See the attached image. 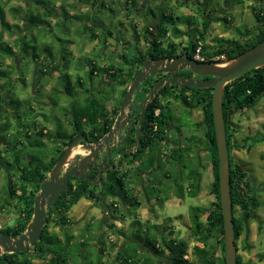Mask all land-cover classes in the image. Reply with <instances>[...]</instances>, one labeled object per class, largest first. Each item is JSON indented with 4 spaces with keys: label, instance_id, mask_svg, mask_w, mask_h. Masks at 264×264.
I'll list each match as a JSON object with an SVG mask.
<instances>
[{
    "label": "trees",
    "instance_id": "1",
    "mask_svg": "<svg viewBox=\"0 0 264 264\" xmlns=\"http://www.w3.org/2000/svg\"><path fill=\"white\" fill-rule=\"evenodd\" d=\"M19 4L8 6L7 0H0V24L6 30L15 31L21 30V27L18 24H12L8 21L7 18V7L11 15L17 19L23 21L24 32H19V36L16 40L15 45L9 43V41L4 39V32L0 33V137L5 138L8 136V131L12 128L27 129L30 127L29 123H26L27 120L23 119V116L27 113H30L28 109L24 112H21L14 106V101L12 100L13 93H9L12 85L16 81H21L24 85L23 88L27 85V82L24 78V72L21 70V65H17L16 56L21 55V57L32 55V57L37 61H41L42 52L45 50L50 56L55 57L52 52L54 46H56L59 41L62 40L60 35H57L54 29L64 27L67 32L68 24L65 22L70 21L71 18L79 19L81 22H87L93 17L90 13H84L82 15H70L69 9L66 5V0H61V3L58 4V0H17ZM125 0L124 4L133 3L135 8L139 5V0ZM184 1V0H183ZM187 2V0H185ZM78 3L83 5H88L89 7L107 8L111 13H115L113 7H108L103 0H76L74 4L70 6L75 7ZM147 5V0L142 2L140 7H137L140 10V14L145 20L144 30L147 34L152 35L154 38L148 40L149 48L146 52H142L139 47H132V50H129L130 53L122 54L121 56V65H115L114 63L105 65L104 67H97L93 65L90 74V79L92 80L94 76L101 73L104 77V80L107 81L105 87L98 88L96 92H91L87 102L79 108L73 116L71 122L72 130L69 129L63 130L60 129L63 124L59 123L60 128L56 131H45L47 126H36V132L40 134L43 139L47 137L50 141H55V150L52 156L48 159L47 163L41 164H28L26 166H21L18 164L19 159L13 155L11 142L7 138V152L11 153V157H5L2 155L0 147V161L4 167L5 173V183L4 194L0 196V211L2 210H12L17 215V220L14 225H7L0 228V235L7 234H16L20 235L26 231L28 223L31 221L34 212V199L36 194L40 190L41 182L48 177V174L52 167L57 163L65 151V147L71 140L77 135V132L86 133L85 129H93L97 132L96 136H102L104 133H107L114 122L115 115L119 111L120 104L122 102L123 96L127 91V83L132 75L135 73H129L126 76L128 69L132 70L130 65L137 64L139 65L143 59L146 58V55L151 56L155 59L159 57H175L187 55L194 57V54L200 45L201 39L195 38L189 40V44L185 45L181 50L179 49V43L171 41V32L173 35H179L182 31L179 26H175L173 30L168 26L170 23L175 22H184V16L174 17L168 10H160V13L155 7H149L145 10ZM141 7L143 12L141 13ZM252 12L257 20V30L256 33L241 40L239 38H226V37H216V44L205 46L202 42V54L205 56V62H221L224 60H230L237 57L241 53L255 46L259 41L264 39V5L263 0L259 2H254L250 5ZM137 9V10H138ZM138 10V11H139ZM131 12V11H130ZM209 13V7L204 9L203 7L199 8V15L205 16ZM159 16V20L155 23L149 21L151 17ZM193 16V15H190ZM52 18H55L57 22L55 25L52 24ZM223 19L228 21L227 16H224ZM94 25L84 23L78 25L76 28V33L81 37H85L89 33L88 38L91 40L97 39L99 42H104V46L107 45L108 36H112L113 32L109 30L107 37L100 38V35L97 33L95 27H102L98 21ZM209 20L204 17L203 24L206 26ZM104 25V24H102ZM56 26V27H55ZM105 26V25H104ZM158 29L157 34L154 30ZM36 30L35 34L31 32ZM106 32V30H103ZM104 32V33H105ZM103 33V34H104ZM47 34L51 36V42L47 43L40 47L42 40L47 38ZM118 38V37H117ZM203 39V33L201 37ZM67 42H70L68 40ZM46 43V42H45ZM56 44V45H55ZM127 44V43H125ZM129 45V44H128ZM15 46L18 47L16 51ZM40 47V48H39ZM104 47V48H105ZM131 48V49H132ZM211 49L207 51L206 49ZM130 49V47L128 48ZM40 50V52H39ZM132 51V52H131ZM179 52V53H178ZM130 54V55H128ZM224 55L223 58L216 59L217 56ZM12 59V63H6L7 59ZM111 63V62H110ZM6 66V68L4 67ZM45 63L39 65V68L36 72L37 78L43 73ZM52 67L51 65H49ZM56 65L53 67L55 69ZM18 68V69H17ZM20 69V70H19ZM19 71H21L19 73ZM187 76L192 74L191 70H186ZM15 75V77H14ZM18 75V77H16ZM182 76V74H181ZM66 81H68L69 86L65 87L66 92L73 96L77 92L80 93L83 88H85V82L78 81L80 84V89L77 90L75 86L71 83V77L69 73L60 75ZM40 80V79H39ZM77 82V81H76ZM154 82L152 79L144 81L143 91L144 93H149L152 91ZM119 86H124L120 90V97L115 105L114 116H110L112 113L107 110V103L112 97L115 98V92ZM212 90L213 88H197V87H180L178 85H168L162 87L159 93L154 97V99L149 103L145 110L142 130H141V144L142 148L140 153L148 146V143L152 142V132L154 123L159 124V132L161 133V139L165 137V124L167 121H172V115L169 112L168 102L165 103L164 100L169 97H174L176 99L183 97L184 102L187 104H195L198 101L197 95L202 94L201 109L203 114V123L207 125L206 140L208 142L209 150L211 151V162L212 170L214 174V181L211 187V194L215 196V201L212 202L210 207L201 208L199 206H192V220L194 224L191 226V235L195 238V241H202L204 246L194 245L192 254L193 258L189 259V244L185 240L170 238L169 240L164 239L162 241L163 246L168 249L169 264H226L225 261V237H224V220L221 207V198H220V179H219V157H218V148L216 141V131L214 126L213 118V109H212ZM75 92V94H74ZM186 92L191 93V98L188 100ZM264 95V65L258 68L249 70L247 73L239 76L238 78L228 82L224 90V115L226 122V131L228 139L229 151L232 147H241L242 144L235 142L233 138V132L236 131L237 125L233 121V114L236 112H245L248 109H252L261 96ZM6 104L13 105L17 112L18 116L16 117V122L18 120L17 126L13 125L14 122L9 118V110L6 109ZM31 106V105H30ZM33 110V108H31ZM159 110V113H157ZM70 111V110H68ZM67 111V112H68ZM5 114V120L2 117ZM7 114V115H6ZM62 122L60 119H58ZM21 123H24L21 124ZM24 126V127H23ZM29 134V132H27ZM2 134V135H1ZM6 134V135H5ZM10 135V134H9ZM12 135H14L12 133ZM253 136V141L264 140V137L259 138ZM194 140L195 134H192L190 137ZM201 139V138H200ZM62 140V141H61ZM171 141L178 145L179 140L177 138L171 139ZM44 144V141H42ZM60 142L63 144H60ZM1 146V145H0ZM155 147V146H154ZM192 150V146L178 147L174 148V157L173 159L180 162L182 160L183 152H186L189 156ZM15 157V158H14ZM178 157L180 159L178 160ZM260 159L264 162V152L260 154ZM5 162V163H4ZM142 164L146 166V169H152L156 164V153L155 149L153 151L152 157L150 160L143 161ZM141 164V165H142ZM141 168V167H140ZM139 168V172L141 169ZM181 174H184L183 170H180ZM171 176V174H170ZM189 178H191L190 185L188 186L191 196H196L200 190V181L201 173L198 169L191 170L189 172ZM230 178H231V194L233 202V213H234V222H235V231H236V242L239 236L242 234L244 227L247 223V220L250 218H258L256 210L262 206V196L257 192L256 186L253 183L252 175L249 172V169L245 163L236 161L230 154ZM77 181L71 182L68 190L63 191L58 198L49 208L47 212V224L44 227L43 235L41 240L37 241L35 246L30 247L27 250L14 252V253H4L0 256V264H156V257H160L165 254L164 248L159 242L157 234L149 231V229H144L143 233L145 236L139 234L140 230L137 229L134 233L128 237V241L123 245H120L117 249L116 256L112 259L105 258L106 242L102 238V226H99L96 230V238L90 237L89 233L92 231V225H87L86 228L82 231L80 235H75L68 228L72 225V222L69 220L68 211L72 208L75 203L80 200L83 196L91 198L94 196V191H92V184L87 180H82L75 178ZM116 188H122L123 191L122 198L129 200L132 203L133 208H129L125 213L133 214L137 216V209L141 205L140 201H137V197L126 195L127 189H125V182L121 179L117 182ZM112 188H114L112 186ZM183 192V191H181ZM183 195V193H181ZM104 195L101 199L104 200ZM106 198V197H105ZM119 199L114 198L110 203L111 216L113 218H121L118 214L124 211L125 207L120 208L118 206ZM117 204V205H116ZM109 205V204H108ZM237 208L240 209L239 217L236 216ZM206 215V219L202 220V215ZM120 215V214H119ZM121 216V215H120ZM259 220V219H258ZM51 222H54L56 226L62 230L61 233L57 231H49L48 227ZM138 220H135L132 225H137ZM260 226H262V221H260ZM108 226H115L114 224ZM157 230V225H152ZM122 233V231H118ZM216 238L215 244H209V240ZM96 239V242L92 240ZM238 249V243H237ZM144 252H147L150 255H145ZM50 256V258H48ZM259 259L264 260V252L259 253ZM39 260L40 262H36ZM237 264H249L248 262H243L241 256L237 254Z\"/></svg>",
    "mask_w": 264,
    "mask_h": 264
},
{
    "label": "rangeland",
    "instance_id": "2",
    "mask_svg": "<svg viewBox=\"0 0 264 264\" xmlns=\"http://www.w3.org/2000/svg\"><path fill=\"white\" fill-rule=\"evenodd\" d=\"M7 1L8 6L19 4V1L17 0ZM103 1L108 7H113L116 10L115 13H111L107 8L100 9V6L92 8L81 3H78L75 7L70 6L71 4H74L76 0H66V5L69 6L68 9L70 15H82L87 12L90 13L95 22L98 21L102 26L95 27L100 38L104 37V35L106 38V33H109V30L116 35L115 38L113 36H108L106 47L104 46V42H99L98 38L93 40L88 38L89 33L86 34L85 37H81L75 32L77 26L81 25V23L94 25L93 19L88 22L87 20L81 22L79 19L71 18L70 21L65 22V24H68L67 28H69L67 32L64 27L59 29L55 26V33L62 38V40L56 43L57 45L55 44L56 46L52 49L55 57L50 56L45 50L43 51V49H41V61L38 63H36L37 61L31 54H29L30 56L25 55L23 57H21V55L16 56V63L17 65H21V70L24 72L23 76L27 85L23 88L24 85L18 80L13 83L9 93H13V104L19 111L24 112L25 114V111L28 109L30 112L23 116V119L27 120L26 123H29L30 127L27 129H20L18 125V128L14 127L8 131L9 133L7 137H0V147L3 156L11 157V153L6 150L7 138L9 139V142L13 144V155L15 157L16 155L18 156V164L21 166H26L31 163L34 165L41 164V162L47 163L52 154L54 152L56 153L55 141H50L47 137L43 139V137L36 132V126H52L54 127L52 130L56 131L60 128L57 125L62 123L63 126L60 129H69L70 125L66 120L68 117L71 120L72 117L79 112V108L89 99V94L85 92V89H83L82 94L81 92H77L76 94L74 92L75 95L70 96L65 89L67 85L69 86L68 81L59 77L60 75L69 73L73 82L71 84L79 90L80 84L78 81L85 82L86 87L88 86V81H90L91 77L90 70L93 65L104 67L110 62V59L116 61L120 59L119 55L122 50V44L127 43L125 44L126 47H130L129 50L132 51V47L137 46L142 52L148 50L150 44L148 40L154 37L147 34L148 40L146 39V32L143 28L145 20L139 13L140 10L137 8L142 5L144 0H139V5L136 8L133 3L127 4L129 10L126 9V5L124 4L125 0ZM131 2H133V0ZM254 2H259V0H187V2L185 0H147L145 10L151 6L155 7L159 13L160 10L167 9L174 17H185L184 22H177L176 24L175 22H172L168 25L171 30H173L175 26H179L181 29L182 32L179 35H173L171 32V38L177 40L175 42L179 43V49L181 50L185 45L189 44L191 36H194L196 31L198 33H203V39H199H201L205 46L216 44V37L239 38L245 40L246 38L253 36L257 30V20L250 5ZM57 3L60 4L61 0H58ZM200 7L206 9L209 7V13L205 14L203 17L200 16L198 14ZM7 9L8 21L12 24H18L21 27V30H6V32H4V29L0 24V33L4 32V39L14 46L19 36V32H24L23 21L15 19L11 15L8 7ZM142 9L143 8L141 7V13L143 12ZM190 12L194 13V16H190ZM224 16H227L228 21L223 19ZM204 17L209 20L206 26L203 24ZM157 20H159V17H151L149 19L152 23H155ZM51 21L53 25L57 22L55 18H52ZM190 27L194 31H189ZM103 30H106V32ZM157 31L158 29L154 30L155 34H157ZM31 33L35 34L36 30ZM49 35L50 34H47V38L41 41L40 47H44V45L51 42L52 39ZM68 40H70V42H67ZM202 42H200V44H202ZM15 49L18 51L17 46H15ZM129 50L127 53H130ZM206 50L210 51L211 49L207 48ZM6 63H12V59H7ZM42 63H45V66H43V69L40 67L41 71L46 73L41 74L39 78H37L36 72L39 65ZM55 65L56 67L54 69L53 67ZM4 67L6 68L5 65ZM20 72L21 71H19V73ZM102 76L101 73L98 75L96 74L94 76L96 77V80H94L93 84L96 86L100 85L99 82L101 81ZM16 77H18V75ZM117 89H119V87ZM117 96L119 95L116 91L115 97L117 98ZM135 96V103H137L138 100L141 99L142 94L140 92L135 93ZM108 102L107 108L109 109L112 108L115 100L112 97ZM172 104V107L178 111L176 110V112L173 113L172 110V113L175 116L173 121L175 128H173L174 131L171 132V135L176 138L180 137L179 144L183 146H192V150L191 154H189L190 157L187 156V154H184L180 162L171 159L168 164L165 162L159 163L160 168L157 169L158 172H154V175L156 174L157 177L155 180L157 187H154V179H149L150 177L145 178L146 180L142 182V187L140 182H137L139 188L141 187V194H138L137 198L143 203V208L149 206L148 199L154 198L153 200H157V202L153 204L156 212L153 213L150 211L149 213H146L149 216V219L146 220L145 217H143L144 213L143 208L141 207V217L140 212H137L138 215L134 216L133 214L122 211L119 213L121 216L118 214L121 218H113L110 213L111 209L107 207V205L114 200L112 196L104 197V200L97 197V202L83 197L73 205L68 212L69 220L72 222V225L68 228L75 235H80L89 224L92 225V231L89 233V236L91 238H96V230L99 226H102V235L104 236L102 241L104 240L106 242L105 258L107 259H112L116 256L118 247L128 241V237L134 233L137 227L140 230L139 234H141L142 237L145 236V233H143L144 229H149V231L152 232L151 234H158V230H156L152 224L157 225V229L169 225V231L173 230L170 235L172 234L180 240L187 241L189 244V259L193 258L192 251L194 245L197 244L199 246H204L202 241H195V238L191 235V226L194 224L191 207L199 206L205 209L210 207L212 202L216 199L210 192L214 181L211 162L212 154L208 149L209 146L207 140L203 137L202 130L197 128L196 125L197 122L201 120V111L195 109L191 115L190 109H187L179 118H177L176 115L181 113L179 112V109L182 108V105L177 102ZM14 106L6 104V109L11 112L8 115L12 122H14L13 125L17 126L16 124L18 123V120L16 122V117L14 116H18V112ZM31 108H33V110ZM67 111L69 115L66 119L65 116ZM232 117L234 123L237 125L236 131L233 132L232 139L243 146L240 148L236 146L232 147L230 154L236 161L247 165L249 172L252 175L254 185L259 189L258 192L262 196L263 204L256 210V214L258 219L263 220L264 162L260 159V154L264 152V140L253 141L252 137H264V95L261 96L252 109H248L242 113L236 112ZM59 118L63 119L62 122L58 120ZM2 119L5 120V114ZM21 124L24 125V123ZM27 132H29V134ZM1 133L3 134V132ZM12 133L14 135H12ZM192 134H195L196 138L194 140L190 138ZM42 141H44V144ZM60 144L62 143L60 142ZM75 152L84 153L85 150L78 146L74 151V155ZM156 166L157 164H155L153 168L155 169ZM4 167L5 166L0 162V196L4 194ZM140 169L141 171L139 174L137 168L135 171H129H131L133 176L139 178V176H142V173L146 175L148 172L144 164L141 165ZM196 169L201 173L200 190L196 196H191L188 189L191 182L189 172ZM180 170H183L184 174H181ZM166 172L171 174V178H163ZM161 180H163L161 185L164 186V189L158 184ZM165 190L170 191L171 194L170 192L166 194ZM135 192L136 191L128 190L127 194L136 197ZM181 193H183V195ZM173 198H175V200H172ZM239 215L240 209L237 208L236 216L239 217ZM152 218L153 220L151 221ZM201 218L202 220H205L206 215L203 214ZM16 220L17 215L12 210L0 211V227L14 225ZM135 220H138L139 222H137V225L133 226L132 223ZM109 224H114L115 226H108ZM255 224H259L257 219L250 218L247 220L244 230L237 240L238 254L245 261L251 259L257 264H264V260L259 259V253L264 252V223L262 224V228H255ZM48 229L49 231H57L59 233L62 231L54 222L49 224ZM118 231H122V233L120 234ZM158 239L159 242L162 243V238L159 234ZM92 241L96 242L97 240L93 239ZM215 243L216 238L209 240V244ZM144 254L150 255L151 253L148 254L147 252H144ZM165 255L168 257V254ZM166 257L164 255L156 257V264H169V260ZM48 258H50V256ZM35 261L40 262L39 260Z\"/></svg>",
    "mask_w": 264,
    "mask_h": 264
},
{
    "label": "water",
    "instance_id": "3",
    "mask_svg": "<svg viewBox=\"0 0 264 264\" xmlns=\"http://www.w3.org/2000/svg\"><path fill=\"white\" fill-rule=\"evenodd\" d=\"M263 65L264 39L237 57L221 62L197 61L193 57L187 55L168 58L159 57L157 59L149 57L143 59L141 61L140 70L132 78L123 96L119 114L111 130L102 138L96 139L94 144L89 143L87 135L84 134L77 136L70 142L62 157L50 170L48 177L40 184V190L34 199L33 217L28 223L26 231L20 235L7 233L0 235V256L4 253L27 250L35 246L37 241L41 240L44 227L47 224V209L58 200L62 191H66L69 188L71 176L97 183V179L87 174L86 167L88 163L86 160H91L90 164H96V153L106 146L108 149L110 141L121 136L122 130L127 127L128 121L131 120L134 115V111L132 110L134 96L141 83L150 79V77L155 74L167 72L166 78L158 80L154 84L152 91L140 103L142 117L141 125L148 104L154 99L160 88L164 85L175 84L180 87L213 88L212 105L219 157L220 198L225 237V261L226 264H237L238 249L231 194L230 151L224 115V90L228 82L247 73L249 70ZM182 69L191 70L201 76H213V78L181 77L177 75V72ZM80 140H83L85 150L89 153L76 158L73 154L76 148H78ZM122 143H124V140L120 142L119 145ZM109 155L110 153L108 152L107 157ZM73 161H77V164L67 167ZM112 165H114V162ZM99 178H101L100 171ZM98 183L102 184L103 179Z\"/></svg>",
    "mask_w": 264,
    "mask_h": 264
},
{
    "label": "flooded vegetation",
    "instance_id": "4",
    "mask_svg": "<svg viewBox=\"0 0 264 264\" xmlns=\"http://www.w3.org/2000/svg\"><path fill=\"white\" fill-rule=\"evenodd\" d=\"M149 57H151V56L146 55V58H149ZM151 58H153V57H151ZM140 65H141V63L139 65H137V64L130 65L129 67L132 66V70L128 69L127 72H126V76L128 77L127 74H129L130 72L131 73L133 72L136 75V73L140 70V67H141ZM186 70H188V69L180 70L179 72H177V75L181 76V74H182L181 77H185V76H183V74H186L185 73V72H187ZM167 74H168L167 72H161L159 74H155V75L151 76L150 78L152 79V81L154 83H156L158 80L165 79ZM135 75H132L131 78H129V77L127 78V79H129V81H128L127 85H126L127 88L129 87L130 82H131L132 78ZM188 77L205 78V79L213 78V76L197 75L193 71H192V74L188 75ZM103 78L104 77L102 76L101 81L99 82L100 86L98 88L105 87V89H107V86L104 85L105 83L103 84ZM185 78H187V76ZM94 80H96V77H94L92 80L90 79V81H88V86L86 87V85H85V88H83V89H85V92L87 94H89V95H90L91 92H96V90L94 89V86L92 85ZM169 85L172 86V85H175V84H169ZM143 86H144V82L141 83V85H140L139 89L136 91V93L140 92L142 94ZM165 86H168V85H164L163 87H165ZM122 88H124V86H119V90H118V95L119 96H117V98L114 96L115 98H113V99L115 100V103L113 104L112 108H109V109L107 108V110L112 113L110 116H114L115 105H116V103H117V101H118V99L120 97V90ZM83 89L81 90V94L83 92ZM149 93L142 94L141 99L138 100L137 103H135L137 95L134 96V102H133V106H132V110L134 111V115H133L132 119L128 121L127 127L122 130L121 136L120 137H116L114 140L110 141L108 149L106 148L107 147L106 146V147H104V149L99 150L96 153V161H97L96 164H90L91 160H88V159L86 160L87 163H88V166L86 167L87 174H88V176L97 179V183H92V182L89 181L92 184L91 189H92V191H94L95 194L91 198L83 196L84 198H88L91 201H96V200L98 201V199H96L97 197L99 199H101V197L103 195L105 197L112 196L113 198H118L120 200L119 204H118V206L120 208H123V207L126 206L125 209L123 208L124 211H126L129 208H133L132 203L129 200H125V198L124 199L122 198V196H123V194H122L123 191L121 190L122 188H116L115 187L117 185V182L119 181V179H121V180H123L125 182V189H127V192H128V190L136 191L135 192V196L137 197V194L140 193L141 190L139 188V185L137 184L138 178L133 176L131 171H135V169L137 168V172L139 174V169L138 168L141 167V164H142L143 161L150 160V158L152 157L154 149H155V153H156V164H157V163H160V162L170 163L171 159L174 160L173 159V157H174L173 149L175 147L176 148H178V147H186V146H181L180 144L176 145V144H174L171 141V139L176 138L175 136L171 135V132H173L174 131L173 128H175V126L173 124L175 116L173 115V113L176 112V110H177V109H174V107H172L173 106L172 103L177 102V103L182 105V108L179 109V112H181V113L178 114V115L175 114L177 118H179L181 116V114H183L187 109H190V114L191 115L193 114V110H195V109L200 110L201 113H202L201 103H200V101L202 99L201 92H200V94L197 95V97L199 99H198V101L195 104H190V103L187 104L186 102H184L183 97H180L178 99H176L174 97H169V98L165 99L164 100L165 103H167L169 101L168 102V106H169L168 110H169L170 114L172 115V119L173 120L172 121H167V123L165 124V132H164L165 133V137L163 139H161V133L159 132V124L154 123L153 132H152V142L148 143V146L144 149L143 152L140 153L139 151L142 148L140 136H141V130H142L141 128H142V125H143V123L141 125L142 117H141V105H140V103L143 101V99ZM186 95H188L187 98H188V100H190L191 93L190 92H186ZM212 95H213V90H212ZM212 109H213V105H212ZM172 110H173V113H172ZM119 111H120V107H119ZM119 111L115 115V119H116L117 115L119 114ZM158 113H159V110H157L156 114H158ZM68 115L69 114L67 112L66 116H65L66 119H67ZM59 119L61 121L63 120L61 118H59ZM115 119H114V122H115ZM72 120H73V117H72L71 120L69 119V117L66 120L68 122V124L70 125V128H69L70 131L72 130V126H71ZM143 120H144V118H143ZM114 122H113V125H114ZM113 125H112V127H113ZM196 125H197V128L202 130L203 137L206 139V132H207L206 128H207V125L203 123V114H202L201 120L198 121ZM84 130H85L86 133L77 132V135L74 138H76L77 136H79L81 134H84V135H87L88 142L91 143V144H94V141L96 139H100L106 134V133H104L102 136L99 137V136H96L97 132L94 131L93 129H85L84 128ZM177 139L179 140L181 138L179 137ZM123 140H124V143L119 145V143L122 142ZM69 144H70V142L66 146H64L65 150H66V148H67V146ZM78 146H80V148H83V150H85V147L83 145V140H80ZM208 149H209V147H208ZM146 151H147V153H146ZM108 152L110 153V155L107 157ZM87 153H89V152L87 150H85L84 153L75 152V155L74 154L73 155L76 158H79V157H82V156L86 155ZM183 154H186V152H183ZM190 154H191V152H190ZM179 159H180V157H178V160ZM113 162H114V165H112ZM74 164H77V161L71 162V164H69L67 167H70V166H72ZM129 170H131V171H129ZM99 171L101 172V178H99ZM75 178H78V177L71 176L70 184H71V182L77 181ZM139 178H140V176H139ZM78 179H80V178H78ZM101 179H103V183L99 184L98 182ZM82 180H85V179H82ZM112 186L114 188H112ZM69 187H70V185H69ZM126 195H128V194L126 193ZM80 200H78V201H80ZM137 201H139V199H137ZM107 207L111 208L112 206L109 203V205H107ZM47 212H48V209H47ZM259 228H262V227H259ZM245 262H248L249 264H257L256 262L252 261L251 259H249L248 261H245Z\"/></svg>",
    "mask_w": 264,
    "mask_h": 264
},
{
    "label": "crops",
    "instance_id": "5",
    "mask_svg": "<svg viewBox=\"0 0 264 264\" xmlns=\"http://www.w3.org/2000/svg\"><path fill=\"white\" fill-rule=\"evenodd\" d=\"M205 9V8H204ZM190 15H193L194 13H192V12H190L189 13ZM194 16V15H193ZM157 17H159V16H157ZM189 31H194V30H192L191 29V27H190V29H189ZM114 38L116 37V35H114V33H113V35H112ZM112 36H110V37H112ZM200 38L201 37V33H198L197 31L195 32V34H194V36H191V39L193 38V39H195V38ZM171 41H177L175 38H171ZM122 50H121V53H120V55H119V60L118 61H116V60H113V59H110V62H109V64L108 65H110V64H112V63H114L115 65H121L120 63H121V56H122V54H126L127 52H128V47H126V45L125 44H122V48H121ZM107 64H106V66H107ZM103 82L106 84V82L107 81H105L104 80V78H103ZM93 86H94V89L95 90H97L98 89V87L100 86V85H94V84H92ZM54 127H52V126H47V129H45V131H48V130H50V132L51 131H55V130H52ZM181 145V144H180ZM181 146H183V145H181ZM166 164H168V163H166ZM128 167V166H127ZM158 168H160V166H159V163H157V166H156V168L154 169V168H152V169H149L148 170V173L146 174V175H144L143 173H142V176H140V178H138V182H140V185H141V187H142V182L144 181V180H146L145 178H148V177H150L149 179H154V183H153V185H154V187H157V183H155V180H156V174L154 175V172H158L157 171V169ZM154 170V171H153ZM152 176H153V178H152ZM163 178H165V179H168V178H171V176H170V173L169 172H166L165 174H164V176H163ZM183 178V177H182ZM162 181L163 180H161L160 182H158V184H162ZM254 183V182H253ZM190 185V184H189ZM140 187V188H141ZM161 188H163L164 189V186H162L161 185ZM189 189V188H188ZM256 190H257V192H258V188L256 187ZM170 191H166L165 190V193L166 194H168ZM138 194H141V192L140 193H138ZM138 194H137V196H138ZM170 194H171V192H170ZM172 194H173V192H172ZM153 198V197H152ZM154 199V198H153ZM153 199H148V201H149V206L146 208V207H144L143 208V203H141V205L139 206V208L137 209V212H140V217L142 216V211L140 210V208L142 207L143 208V213H144V216L143 217H145V219L146 220H148L149 219V216L146 214V213H149L150 211L151 212H156L155 211V208L153 207V204L154 203H156L157 202V200L155 199V200H153ZM264 199V198H263ZM172 200H175V198H173ZM153 218H155V217H153ZM153 218L151 219V221L153 220ZM255 219H257V218H255ZM258 220V219H257ZM260 221H262L263 223H264V219L263 220H261V219H259L258 220V222H259V224L261 223ZM150 222V221H149ZM262 223V224H263ZM257 225V224H255V228L257 227H262V226H260V225ZM153 225V224H152ZM166 226V227H165ZM165 226H162V227H160L159 229H157L158 231V234L160 235V237L162 238V241L164 240V239H166V240H169L170 238H175V239H177L178 240V238H176L174 235H170V233L173 231V230H170L169 231V225H165ZM158 234H157V236H158ZM162 235V236H161ZM161 246L164 248V250H165V254H168V249L165 247V245L163 246V244L161 243ZM164 254V256L166 257L167 255H165ZM161 257V256H160ZM167 259H169V256L168 257H166ZM242 258V257H241ZM243 260V259H242ZM243 262H245V260H243Z\"/></svg>",
    "mask_w": 264,
    "mask_h": 264
},
{
    "label": "built area",
    "instance_id": "6",
    "mask_svg": "<svg viewBox=\"0 0 264 264\" xmlns=\"http://www.w3.org/2000/svg\"><path fill=\"white\" fill-rule=\"evenodd\" d=\"M201 49H202V44H200L198 46V48H197V50H196V52L194 54V57H193L197 61H204L205 60V56L202 54ZM220 57L223 58L224 55L217 56L216 59H219ZM0 228H2V227H0Z\"/></svg>",
    "mask_w": 264,
    "mask_h": 264
},
{
    "label": "bare ground",
    "instance_id": "7",
    "mask_svg": "<svg viewBox=\"0 0 264 264\" xmlns=\"http://www.w3.org/2000/svg\"><path fill=\"white\" fill-rule=\"evenodd\" d=\"M169 102V101H168Z\"/></svg>",
    "mask_w": 264,
    "mask_h": 264
}]
</instances>
